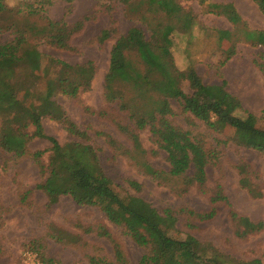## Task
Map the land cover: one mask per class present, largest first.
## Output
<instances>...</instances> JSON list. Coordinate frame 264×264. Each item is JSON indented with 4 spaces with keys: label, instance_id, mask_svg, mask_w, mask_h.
<instances>
[{
    "label": "trees",
    "instance_id": "trees-1",
    "mask_svg": "<svg viewBox=\"0 0 264 264\" xmlns=\"http://www.w3.org/2000/svg\"><path fill=\"white\" fill-rule=\"evenodd\" d=\"M118 1L130 14L139 15L136 18L148 24L150 34L147 35L141 26L133 25L125 34L117 36L105 76L104 97L108 103H116L119 112L126 115L128 121L117 116V124L132 140L139 154L137 163L144 171L160 182L179 183L180 193L193 186L209 193L210 210L186 209L184 212L197 220L211 219L218 212V203L231 205L221 184L213 189L208 187V166L218 151L209 148L192 130L173 122L171 100L178 99L183 111L191 113L209 130L222 132L231 129L239 144L263 155L264 126L258 124L257 117L250 120L235 112L242 105L229 92L225 80L206 83L195 67L181 69L177 65L170 45H166L165 32L180 28L191 34L199 25L196 15L185 9L181 0ZM253 1L264 15V0ZM199 2L205 13L223 17L232 24V28L217 29L212 38L222 46V55H219L223 57L222 67L237 54L240 44L264 47V29L252 28L233 3ZM42 3L51 4L52 0H42ZM144 5H148L147 13L142 10ZM16 12L6 0H0V36L6 32L14 33L12 39L0 43V147L18 156L30 154L33 157L45 177L37 188L44 191L49 203H57L62 195H70L80 205L99 206L109 222L123 227L138 245L146 249L138 264H264L257 257L235 259L193 235L175 236L171 230L176 229V211L171 208L159 211L139 195L118 191L90 145L75 141L62 144L56 137L45 133L42 119L51 117L61 122L71 136L87 138V133L70 118L55 96L76 97L89 90L96 66L93 61L72 64L43 54L36 44L28 43L29 29L19 25ZM53 25L54 22L49 21L43 27L44 31ZM81 28V22L67 24L60 36H48L47 41L57 48L71 49L70 40ZM117 33L118 29L111 26L100 32L98 40L104 42ZM254 58L255 64L264 72V51L255 52ZM184 81L189 82L190 93L185 92ZM232 101H235L233 108L230 107ZM30 125L35 127L32 135L27 131ZM142 130H149L159 150L166 152L169 169L156 168L144 157L146 150L140 139ZM34 136L50 140L51 148L30 151L28 142ZM106 136L110 142H117L111 135ZM47 151L50 152L49 160L44 163L43 155ZM248 167L247 163L238 164L242 175L240 182L253 195L262 196ZM129 183L137 189L141 187L137 181L130 180ZM230 214L236 225V234L241 238L264 229L263 220L254 221L235 209ZM138 227L147 228L151 237ZM83 229L85 233L96 232L113 239L105 225L97 228L83 226ZM50 236L70 243L78 240V236L71 233L53 232ZM30 243V249L39 256L36 264H48L53 260L38 239ZM89 264H128V259L120 244L114 241L113 259L92 255Z\"/></svg>",
    "mask_w": 264,
    "mask_h": 264
},
{
    "label": "rangeland",
    "instance_id": "rangeland-1",
    "mask_svg": "<svg viewBox=\"0 0 264 264\" xmlns=\"http://www.w3.org/2000/svg\"><path fill=\"white\" fill-rule=\"evenodd\" d=\"M6 2L17 10L19 25L29 29L28 43L36 44L43 54L72 64L93 61L96 66L89 90L80 92L76 97L62 94L55 96L70 118L87 133V138L71 136L61 122L51 117L42 119L45 133L56 137L62 144L75 141L90 145L118 191L139 195L159 211L166 208L176 211V229L171 230L175 236L193 235L212 243L235 259L250 260L257 257L264 262V229L241 238L236 234V225L230 214L235 209L254 221H264V155L260 151L239 144L231 129L222 132L209 130L191 113L184 112L178 99L171 100L173 122L192 130L209 148L217 149V157L208 166V187L213 189L221 184L231 204L218 203L215 217L197 220L189 217L184 210H210L209 193H203L197 186L180 193L179 183L166 184L147 174L137 163L139 154L132 140L117 124V116L125 121L128 119L119 112L116 103H108L104 97L111 49L117 36L125 34L133 25L141 26L149 35L148 24L138 20L136 17L139 15L130 14L118 0H52L51 4H43L42 0ZM180 2L185 9L192 10L199 25L191 34L180 28L165 32L166 45H170L179 68L195 67L206 83H221L225 80L229 92L242 105L235 112L250 120L257 117L258 124L264 126V72L255 64L254 58L255 52L264 51V47L240 44L237 54L222 67L223 57L219 56L222 55V46L212 38L216 36L217 29L232 28V24L225 18L205 13L199 0ZM143 7L142 10L147 13L145 9H148V5ZM247 12L249 15L245 19L249 25L264 29V15L257 8ZM49 21H53L54 25L44 31L43 27ZM79 22L82 28L72 36L71 49L57 48L47 41L48 36H60L67 24ZM111 26H115L118 33L100 42V32ZM13 36V32L2 34L0 43ZM183 88L185 92H191L188 81L183 82ZM234 104L235 101H232L230 107L233 108ZM34 130L33 125L27 129L31 135ZM106 135H111L117 142H110ZM140 139L146 150L144 157L151 165L169 169L166 152L159 150L149 130L140 131ZM51 146L50 140L38 136L28 142L30 151L49 149ZM49 155V151L43 155L44 163L48 162ZM84 157L87 158V155ZM240 163L249 165V174L262 196L253 195L241 184ZM44 180L30 154L18 156L0 147V264H36L39 256L30 249V242L37 239L45 246L46 254L53 259L48 264H89L92 255L111 260L114 258V241L124 250L128 264H138L146 249L138 245L123 227L109 222L99 206L80 205L70 195H62L57 203H49L44 191L37 188ZM130 180L140 183V189L131 186ZM132 223L135 224L134 221ZM100 225L110 230L113 239L96 232H84L83 226L97 228ZM138 228L151 237L147 228ZM53 232L71 233L78 236V240L71 243L57 241L50 236Z\"/></svg>",
    "mask_w": 264,
    "mask_h": 264
},
{
    "label": "crops",
    "instance_id": "crops-1",
    "mask_svg": "<svg viewBox=\"0 0 264 264\" xmlns=\"http://www.w3.org/2000/svg\"><path fill=\"white\" fill-rule=\"evenodd\" d=\"M208 2H214V3H233L239 13L244 17H248L247 11L255 10L256 8L260 11L259 7L253 0H207ZM261 12V11H260ZM261 14H263L261 12ZM223 18V17H222Z\"/></svg>",
    "mask_w": 264,
    "mask_h": 264
}]
</instances>
